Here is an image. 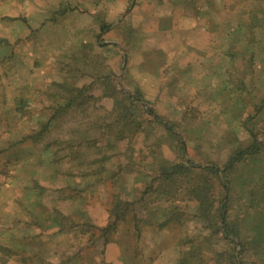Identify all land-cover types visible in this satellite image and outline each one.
Segmentation results:
<instances>
[{
  "label": "rangeland",
  "instance_id": "rangeland-1",
  "mask_svg": "<svg viewBox=\"0 0 264 264\" xmlns=\"http://www.w3.org/2000/svg\"><path fill=\"white\" fill-rule=\"evenodd\" d=\"M0 264H264V0H0Z\"/></svg>",
  "mask_w": 264,
  "mask_h": 264
},
{
  "label": "trees",
  "instance_id": "trees-1",
  "mask_svg": "<svg viewBox=\"0 0 264 264\" xmlns=\"http://www.w3.org/2000/svg\"><path fill=\"white\" fill-rule=\"evenodd\" d=\"M122 94L123 93H121V92L117 93V95H122ZM131 99H132V97H128L126 95H122L121 99L117 98V101H116L117 107L116 108L118 110V122H117L118 124H123L124 126H132V125L138 126L139 123H137V119L135 118V116H138L141 113H139V111H137L135 109V107L133 106V104L131 102ZM143 109H144V107H143ZM152 113H153L152 110L145 109V114L152 115ZM44 130H45V126L43 127V131ZM257 147H258L257 144H255V145H252L251 148H247V149L241 150L240 152H237L235 154L236 155L235 158L232 159L230 161V163L228 164V168L231 167L234 162H238V161L242 160L246 156H250V155L255 154L254 151L257 150ZM182 150H184V148H182ZM190 165H191L192 168L188 167L189 169H197V167H194L192 164H190ZM175 167L176 166H173L171 168H175ZM226 199H227V197H224L223 201H226ZM198 200H200V198ZM223 209L224 208H222V207L220 208V215H221V221L223 222V224H225V222H226L225 221V215H226L225 212L226 211L221 212ZM124 213H125V211L122 212V215ZM77 227L80 228L79 230L82 231L83 235H87L88 237H90L91 235H92V237L95 236V233L93 231H92L93 233L91 232L92 228L90 230V225H88V226L81 225V226H77ZM221 228L222 229L216 228V230L218 229L219 235L222 236L223 240H226L227 237H228V234L226 236L224 233H221V230L226 233V228H225V226H222ZM232 255H230V253H222L221 252V257H223V256L227 257L228 256V258H232L233 257Z\"/></svg>",
  "mask_w": 264,
  "mask_h": 264
}]
</instances>
